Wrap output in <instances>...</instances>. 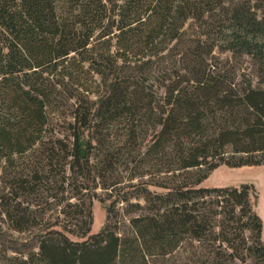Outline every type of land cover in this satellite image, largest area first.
<instances>
[{"label": "trees", "instance_id": "obj_1", "mask_svg": "<svg viewBox=\"0 0 264 264\" xmlns=\"http://www.w3.org/2000/svg\"><path fill=\"white\" fill-rule=\"evenodd\" d=\"M215 50L251 57L258 84L237 81L214 65ZM176 54L181 57L172 64ZM159 82L161 98L153 91ZM74 99L66 135L71 143L48 139L59 109ZM150 127L154 142L143 157L155 158V166L167 158L168 171L179 177L169 197L158 195L165 209L133 219L131 237L107 223L100 233L75 241L71 236L79 234L65 227L18 264H150L149 256H165L187 234L199 238L205 232L209 215L201 208L211 197L234 219L241 212L242 230L256 236L249 250L264 261L254 186L198 188L221 164H264V0H0L5 173L13 168L26 186L25 170L37 165L33 158L52 170L55 161L70 157L77 177L102 176L117 151L114 138L130 142ZM44 172L34 170L31 178ZM0 216L17 230L32 220L17 197L4 192ZM187 260L204 264L196 254Z\"/></svg>", "mask_w": 264, "mask_h": 264}, {"label": "rangeland", "instance_id": "obj_2", "mask_svg": "<svg viewBox=\"0 0 264 264\" xmlns=\"http://www.w3.org/2000/svg\"><path fill=\"white\" fill-rule=\"evenodd\" d=\"M214 54L216 59L213 64L235 75L237 81L245 77L252 80L254 85L258 84L257 69L251 57L234 56L220 50H215ZM180 57L181 55L176 54L170 62L175 64ZM164 90L160 82L153 87L157 98L162 97ZM74 101L75 99L66 101L61 106L59 118L56 119L48 139L64 137L67 143H71V138L67 140L66 135L69 134L68 121L72 120ZM152 127L130 142L116 136L114 143L117 151L111 159L113 163L110 171L102 176L92 174L88 180L75 175L70 157L55 161L52 170L46 166L47 162L43 163V157H40L43 159L41 162L33 158L37 165L32 164L25 170L24 173L30 180V184L26 186L15 178L13 168L5 173L0 166V193H7L10 198L17 197V202L22 204V209L32 219L23 230L14 228V224L7 219H0V264H18L16 259H27L31 253H38L42 239L50 235L59 237L65 227L79 234V237L71 236L75 241H84L90 235L100 233L107 223H111L122 237H131L133 219L151 217L159 209L164 210L165 205L158 195L169 197L170 191L178 185L179 177L175 178L174 172L168 171L170 162L167 158L163 157L155 166L151 160H156L155 158L143 157L154 142ZM97 155L98 151L94 150L93 163H96ZM23 167L26 169L27 165L24 163ZM38 169L45 171L44 176L31 178L34 174L32 172ZM176 173L182 175L183 172ZM113 181L120 182L113 186ZM243 185L254 186L251 199L255 212L263 222L261 241L264 243V164L241 167L221 164L210 172L209 177L198 188H240ZM206 201V205L201 208L209 215V225L205 232L199 238H192L187 234L178 248L165 256H149L150 264H186L187 258L192 260L193 254L204 264H264V261L254 257L249 250V246L256 241V236L251 231L242 230V221L239 220L241 212H237L234 219L231 209H223L217 204L215 197L207 198ZM88 229L90 232L85 236ZM196 260L195 258L192 262L198 263Z\"/></svg>", "mask_w": 264, "mask_h": 264}]
</instances>
